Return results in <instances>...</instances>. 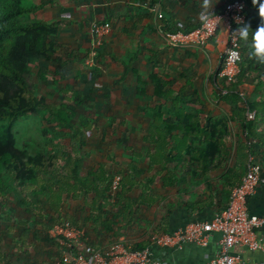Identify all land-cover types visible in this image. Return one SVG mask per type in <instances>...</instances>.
Segmentation results:
<instances>
[{
    "label": "trees",
    "instance_id": "16d2710c",
    "mask_svg": "<svg viewBox=\"0 0 264 264\" xmlns=\"http://www.w3.org/2000/svg\"><path fill=\"white\" fill-rule=\"evenodd\" d=\"M251 1L247 0L246 3L244 24L259 21L260 18L258 11L249 12V8L254 7ZM44 6V3L29 0H0V264H41L35 259V254H29L31 250L39 248V242L49 248L43 251L52 257L46 264L55 261L61 256L63 247L50 236L49 230L55 224L66 222L80 230L84 245L98 248L95 246L96 240L93 243L89 233L79 225V218L89 220L92 233L97 236L100 230L108 233L115 228L119 231L123 223H129L139 212L142 205L152 204L158 199L159 195L152 187L157 181H160L161 187L169 189L183 183L186 176L197 183L207 179L209 172L220 171L221 174L223 168L224 171L230 170L224 182V187H230L234 177H238L243 169L245 174L248 153L251 151L245 137L255 140V135L260 133L259 125L264 123V88L259 82L260 77L264 79V76L263 73L258 74L261 65L256 66L255 57L251 55L253 50L245 49L242 38L241 71L233 83L220 79L222 87L218 90L224 101L234 104L228 120L241 115L243 128L238 139L240 141L232 145L227 119L217 122L210 118L193 121L195 115L185 113L180 108L164 114V103L170 101L174 105L180 100L181 91L167 86L169 81L153 73L150 78L157 103L149 108L150 121L141 138L144 145L140 151H136L130 145L133 130L131 133L115 132L107 136L109 126L104 128L95 124V120L91 122L90 119L76 118L79 113L74 108V101H81L78 91L61 88L58 93L50 95L53 100L60 98L58 106L51 98L48 100L45 95L35 91L36 85L29 81L31 64L41 56L48 57L53 68V77L48 79L45 75L48 68L42 67V74H39L41 81H49L54 86L64 77L61 69L65 59L58 54L60 43L57 35L59 25L65 22L30 18ZM198 25L199 22L194 27H185L183 31L192 30ZM181 30V26H175L170 32ZM133 60V57L124 62L119 60L124 68L119 82L125 78ZM253 75L258 79L254 86V92L259 95L256 104L238 94L239 86ZM137 80L140 81L138 75ZM138 90L141 95L145 94L143 90ZM247 110L255 111L251 121L243 116ZM40 112L41 121L48 130L55 132L54 120L62 131L67 130L72 152L68 151L66 140L55 143L50 136L32 152L28 148L18 147L15 124L21 118L39 115ZM114 123L108 122L110 127ZM91 134L103 147L94 144L97 150L110 147V151H116L123 146L125 151L130 152L127 164L117 163L119 166L114 174L120 176V183L115 193L110 184L114 175L111 163L104 162L102 155L93 159L92 163L90 155L84 150L92 142L89 139ZM96 134H100L101 139H97ZM240 149L245 152L241 150L239 153ZM253 153L257 156L255 149ZM232 156L234 164L230 169L228 160ZM242 162L245 163L243 169L238 168ZM138 163H146V169L138 167ZM144 171L146 175L141 178L138 174ZM138 184H141L140 191L132 196ZM231 190L227 188L222 198L229 200ZM75 201L76 204L70 207L71 202ZM119 234L117 232L113 237L117 238ZM143 246L135 244L132 249H142Z\"/></svg>",
    "mask_w": 264,
    "mask_h": 264
},
{
    "label": "crops",
    "instance_id": "0c3cea01",
    "mask_svg": "<svg viewBox=\"0 0 264 264\" xmlns=\"http://www.w3.org/2000/svg\"><path fill=\"white\" fill-rule=\"evenodd\" d=\"M34 3H44L45 6L42 10L48 7L57 8L59 16L48 21L59 20L61 23L65 22L59 25L58 33L67 34L68 31H63L62 28L68 29L71 26V29L73 27L76 29L82 28L90 33L89 26L92 21L109 20L111 23V35L108 38L111 41L109 43H112V40L118 42L120 38L131 41V48H124L121 53L124 56L123 59H118L112 51L109 53L113 61L121 64V73L124 68L119 60L124 62L131 57L134 58L123 80L128 76L134 77L135 83H137L135 94H139L138 89H140L141 92L143 90L146 98L152 99V104L146 107L147 111L144 109V113L148 114L149 108L154 107L157 103L153 96V82L150 78L155 73L157 77L166 82L169 81L167 86L176 91H181L180 100L174 105L170 101L164 103L162 107L164 114L172 112L174 108H180L185 113L195 115L192 117L193 121L210 118L212 121L217 122L227 119V127L230 131L229 138L232 140V145L240 141L238 139L243 128L241 115L233 120H228L234 104L224 101L218 93V90L222 87L217 72L227 39L225 28L220 27L203 48L194 46L181 49L171 48L161 35L163 32L172 31L175 26H181V28L196 26L202 12L216 13L223 8L224 0H213L211 9L203 7L204 0H43ZM253 6H250L249 12H259V5L253 4ZM158 11L163 14L161 19L157 18L156 13ZM248 24L251 26L252 31H255L259 25L264 24V17L260 16L259 21L255 22L248 21ZM65 38L67 39V36ZM253 41L254 36L250 32L248 40H243L245 49H252ZM59 43L60 45L63 44V36H61ZM110 46L119 50V46L117 47L113 43ZM254 57L256 66L259 64L262 68L259 69L258 74L263 73L262 76H264V60ZM137 75L140 78L139 82ZM255 81H258L255 75L246 78L239 86L240 92L238 93L252 104H256L259 98V95L254 92ZM259 82L264 88L263 77H260ZM258 129L260 133L256 134L254 138L259 144L255 141L254 149L257 155L255 157L261 163L262 170L260 182L255 192L248 197L247 206L249 213L264 216V123L259 125ZM131 130L134 131V129ZM142 135L137 139L135 134L132 136L131 133L130 145L136 151H140V147L144 145L141 140ZM118 150L121 152L120 154L116 153ZM241 150L245 152L240 149L239 153ZM112 151L113 149L109 152L112 155L107 157L109 160L104 162L111 163L114 174L119 166L117 163L124 165L129 162L130 152L125 151L123 146L118 147L116 151ZM232 151H234L233 147ZM118 157L125 159L122 161ZM233 157L228 160L229 166L232 163L234 164ZM98 158L92 155L90 157L92 163H94L93 159ZM142 163L144 164V161ZM244 164L242 162V165L238 168L243 169ZM138 167L145 170L146 163L145 165L138 163ZM229 171H224L222 168L221 174L220 171L209 172L206 176L207 179L197 183L192 182L186 176L183 183L169 189L161 187L160 181L155 182L152 187L154 192L159 195L158 199L152 204L142 205L139 212L135 213L129 223L122 224V229L119 231L115 228L113 232L108 233L100 230L97 236L94 232L92 233L89 220L79 218V225L89 233L93 243L96 240L95 246L98 248L106 249L111 244L120 241L123 245L128 244L130 247L135 244H139L141 247L143 245L150 246L152 256L158 258L164 264H208L218 250V241L221 234L217 231L211 233L205 246L184 242L180 246L161 247L151 245L150 238L156 232L157 234L158 232H173L191 222L210 221L214 214L222 210L228 202L227 198H222V194H225L227 188L230 191L234 187L233 185L244 175L243 169L238 177H234L230 187H224L226 174ZM138 175L142 178L146 175V172H140ZM140 187L141 184L134 187L132 196L139 193ZM76 202H71L69 206L75 205ZM199 203L201 206H196ZM65 206L67 208V203ZM158 226L160 227L157 228ZM117 232L120 234L117 235V238H114L113 236ZM258 236L261 242L264 243V226L259 229ZM38 244L40 245L39 248L31 250L29 254H35V259L38 262L41 264L45 262L44 264H46L52 257L43 250L49 248L43 242ZM38 249L41 250L38 251ZM229 252L240 257V263L238 264H264V249L250 250L241 245H234Z\"/></svg>",
    "mask_w": 264,
    "mask_h": 264
},
{
    "label": "built area",
    "instance_id": "2783aa9c",
    "mask_svg": "<svg viewBox=\"0 0 264 264\" xmlns=\"http://www.w3.org/2000/svg\"><path fill=\"white\" fill-rule=\"evenodd\" d=\"M224 1V6L219 13L202 12L199 25L192 30L183 31L185 27H182L181 31L163 32L161 35L171 48L181 49L188 46L203 48L217 30L224 27L227 39L217 75L221 80L233 83L236 75L241 71L239 66L242 58L241 37L237 29L245 22L247 0ZM156 14L158 19L163 17L161 11ZM110 30L109 21H92L90 23L89 31L92 32L93 39L90 57L87 61H92V56L96 55L100 44L110 33ZM254 117V110L246 111L245 118L247 121L253 120ZM245 141L251 147V151L248 153L246 172L239 184L232 188L226 206L217 211L210 221H195L173 232L152 234L151 245L171 247L190 242L205 246L211 233L217 231L221 234L218 250L208 264L240 263V257L229 252L234 245H241L250 250L264 249V243L258 236L259 229L264 226V216L249 213L247 206L248 197L255 192L260 182L262 166L253 153L254 140L245 137ZM119 183L120 176L114 174L110 183L113 193L118 189ZM49 234L63 247L61 256L50 264H164L152 256L150 246L132 249L128 244L123 245L118 241L106 249L87 247L83 244L80 230L67 222L55 224L49 230Z\"/></svg>",
    "mask_w": 264,
    "mask_h": 264
},
{
    "label": "rangeland",
    "instance_id": "374dc122",
    "mask_svg": "<svg viewBox=\"0 0 264 264\" xmlns=\"http://www.w3.org/2000/svg\"><path fill=\"white\" fill-rule=\"evenodd\" d=\"M29 1L42 2L43 0ZM46 4L48 5L49 3ZM58 16L59 13L57 8L52 9L48 7L45 10H39L37 13L30 15V18L50 20ZM71 27L68 29L62 28L63 31H68L67 34L58 33L57 35L58 42L61 36H63V44L60 45L58 54L65 59V64L61 69L64 77L54 86L50 85L49 81H41L39 74H42V67L48 68L45 74L48 79L53 77L51 74L53 68L50 67V59L41 56L40 59L31 64L29 81L36 85L35 91L39 95H45L48 100L51 98V101L57 106L59 102H61L60 98L53 100L50 95L58 93V90L61 88L78 91L81 101H74V108L77 109L79 113L76 118L90 119L91 122L95 120V124L104 128L106 125L109 126L107 128V136H112L115 132H123L122 134L131 133L128 130L134 129L132 136L135 134V138L139 139L150 121V116L144 113V109L147 111L146 107L152 104V99L146 98V95H141L140 92L139 94H135V86H137V83H135L134 77L128 76L125 80L119 82L122 69L121 64L117 61H113L109 53L112 51L117 55L116 57L118 59H123L124 56L121 53L124 48H131V41L129 42L127 39L125 40L123 38H120L118 42H113L112 40L115 46H119V50H116L117 48H112V46H110L112 43H109L111 40H108L111 35V33H109L100 44L96 55L92 56V61L89 62L87 60L90 57V47L93 39L92 32L89 31L90 33H88L82 28L76 29L73 27V29H71ZM66 36L67 39L65 38ZM100 52L105 54H100ZM142 70H144V68H142ZM41 119L40 112L39 115L27 116L17 121L14 130L16 131L18 147L28 148V150L32 152L35 147L44 143V140L50 136L54 138L55 143H61L66 140V147L69 152H72L73 147L68 145V140L71 139H67V130L62 131L54 120L53 124L56 128L54 129L55 132H51L46 128L47 125L41 121ZM110 121L115 122L112 127L108 124ZM114 128L116 131H112ZM96 137H98L97 139H101L100 134H96ZM89 139H91L92 142L90 141L88 147H85L84 150L87 151L90 157L91 155L93 157H100L102 155L103 161H106L107 157L112 155L109 153L110 147L102 151L96 149L94 144L98 147L102 146L98 145L96 139L94 140L93 134L89 136ZM107 140L108 138L105 139V141ZM116 153L120 154L121 152L118 150ZM73 154H76V152H73ZM118 158L122 161L125 159L122 157Z\"/></svg>",
    "mask_w": 264,
    "mask_h": 264
},
{
    "label": "clouds",
    "instance_id": "9594fccd",
    "mask_svg": "<svg viewBox=\"0 0 264 264\" xmlns=\"http://www.w3.org/2000/svg\"><path fill=\"white\" fill-rule=\"evenodd\" d=\"M252 3L254 5H259L260 16L264 17V0H252ZM212 6L213 0H204L203 7L205 9H211ZM237 32L239 33L240 37L245 41L248 40L250 32L252 33V35L254 36V41L252 43L253 51L251 52V55H254L259 59L264 60V24L259 25L255 31H252L251 26L249 24H243L237 29Z\"/></svg>",
    "mask_w": 264,
    "mask_h": 264
}]
</instances>
